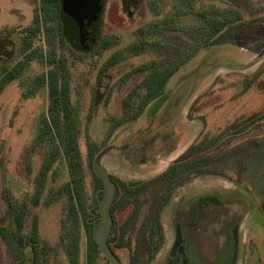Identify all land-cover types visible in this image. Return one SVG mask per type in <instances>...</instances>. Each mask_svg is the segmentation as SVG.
<instances>
[{
  "label": "rangeland",
  "instance_id": "374dc122",
  "mask_svg": "<svg viewBox=\"0 0 264 264\" xmlns=\"http://www.w3.org/2000/svg\"><path fill=\"white\" fill-rule=\"evenodd\" d=\"M43 5L0 0V78L3 67L24 66L0 92V226L10 227L11 196L28 204L25 233L36 219L41 240L36 256L31 246L0 238V264H71L76 250L79 264H111L102 252L88 260L85 223L93 215L96 162L116 185L110 249L122 264H179L173 260L178 223L189 236L188 226L201 225L205 211L219 206L226 215L214 222L229 226L228 242H208V264H264V0H102L98 23L80 41L67 30L64 0L61 32L56 22L42 19ZM36 12L41 26L32 36L27 31ZM225 14L233 16L223 33L230 43L209 45L216 37L204 42L208 22ZM30 36L32 46L24 53ZM105 38L112 44L99 50ZM136 43L137 54L129 51ZM116 54L122 61L101 75ZM181 60L163 97L134 123L120 124L140 112L145 91L125 115L123 100L143 84L145 67L156 62L158 69L171 68ZM203 69L171 133L157 141L164 156L153 157L148 149L155 142H148L147 133L160 108L181 82ZM64 81L68 90L61 89L53 109L52 89ZM52 110L58 111L54 119ZM44 121L61 149L71 128L79 133L88 201L86 213L76 207L79 223L62 191L71 180L63 154L40 202H32L52 145L49 137L38 139ZM90 144L98 150L94 172ZM192 146L194 152L187 153ZM186 246L187 257L195 250L205 254L193 243Z\"/></svg>",
  "mask_w": 264,
  "mask_h": 264
},
{
  "label": "trees",
  "instance_id": "16d2710c",
  "mask_svg": "<svg viewBox=\"0 0 264 264\" xmlns=\"http://www.w3.org/2000/svg\"><path fill=\"white\" fill-rule=\"evenodd\" d=\"M45 6L43 5V13L45 20H53L57 23L58 30L61 32V8H62V0H41ZM216 20H211L208 22V31L205 37H202L204 42H208L211 40V38L216 37L209 43V45H221L230 43V40L227 39V35H223L224 32H226V27L231 22L233 16L232 14H225L224 16H216ZM41 26V17L36 12L35 18H34V27L31 29H28V33L32 36L39 33ZM225 34V33H224ZM112 44V40L110 38H105L100 42V45L98 47L99 50H104L110 47ZM32 46V38L31 36L29 38L25 39V43L23 46V52H27ZM141 49V43H136L129 46V51H133L139 53ZM54 61V62H53ZM122 61V56L120 54H116L112 57H110L106 63L101 68L100 74H105L110 68L113 66L119 64ZM53 63H55V59H52ZM185 63V60H181L179 64L173 65V67L169 68H163L158 69V65L156 62L150 64V66L145 67L148 68L149 74L142 85H139L137 87H134L131 89V91L128 93V95L123 100V111L124 115L128 112V109L131 107V103L134 100L135 97L139 96L141 92L145 91V99L141 105L140 112L127 119L126 121L120 123H131L136 121L143 110L151 104L153 101L159 99L164 95L167 83L169 79L173 76V74L176 72V70L179 68V66L183 65ZM2 71L5 73L3 78H0V92L6 88L11 82L16 80L20 77V75L24 71V66L22 63H19L13 68H9L7 66L3 67ZM46 84V79L43 76L41 78L40 86L43 87ZM56 84V83H55ZM64 90L67 92L68 90V83L67 81H64L62 83V87L59 88L58 85H55L52 89V95L54 97L52 101V108L55 109L60 105L61 97H59L60 91ZM67 104V103H66ZM65 105V102H64ZM58 111L52 110V117L58 115ZM44 126L42 128L41 133L39 134L38 139L40 141L45 140L46 138L52 139V145L49 152V155L47 159L45 160L42 170L40 173V176L38 177V187L35 192V196L33 198V203L37 205L42 197L44 187L46 185V182L49 177V173L51 169L53 168L54 164L57 162L58 158L63 154L67 166L68 171L71 177L70 182L63 185L62 191L66 192L69 197L70 207L72 208L73 215L75 220L78 222V212L76 211V207L80 206L82 209V212L86 213L88 211V201L85 194V171H84V164L82 160V156L79 149V133L76 129H70L65 136V143L63 145V149H61L57 142L54 140L52 127L51 125L44 121ZM118 124V125H120ZM194 152V146H192L187 153ZM98 153V150L95 149L94 145H89V166L94 172V158L96 154ZM200 154V153H197ZM175 165L171 166L169 171L171 169H174ZM173 179V178H172ZM94 183H95V192L96 196L93 199L92 205H91V211L92 217L90 218L89 222L85 223L86 228V235L87 240L89 243V255L88 260L89 262H93L95 260L98 253H101L99 250L97 244L94 240V231L95 229L102 223V217L99 213V202L102 198L103 194V185L101 180L96 176L94 173ZM8 205L10 210V227H4L0 226V238L6 241L7 243H19L20 245H29L32 247L34 253L36 256H39V246L41 244L40 235H39V226H38V220H34L33 225L31 227V230L29 233H25L26 229V218L29 214V207L26 202H19L15 199H13L11 196H8ZM112 213V209H111ZM1 219V216H0ZM113 232V231H112ZM111 235L108 239V244L110 246L111 241ZM71 264H79L78 262V252L77 250L74 251L72 258H71Z\"/></svg>",
  "mask_w": 264,
  "mask_h": 264
},
{
  "label": "water",
  "instance_id": "95a60500",
  "mask_svg": "<svg viewBox=\"0 0 264 264\" xmlns=\"http://www.w3.org/2000/svg\"><path fill=\"white\" fill-rule=\"evenodd\" d=\"M101 8L102 0H64L63 15L67 30L73 34L77 41L81 40L83 32L88 34L90 28L98 23ZM204 72V69L200 70L175 88L158 112V118L161 122L164 120L171 122L178 117L186 100L190 97L194 81ZM95 174L102 182L103 194L98 205L102 223L94 231V240L103 256L111 264H122L108 244L113 229L111 209L116 197V185L111 180L107 170L98 162L95 163Z\"/></svg>",
  "mask_w": 264,
  "mask_h": 264
},
{
  "label": "flooded vegetation",
  "instance_id": "af4514ba",
  "mask_svg": "<svg viewBox=\"0 0 264 264\" xmlns=\"http://www.w3.org/2000/svg\"><path fill=\"white\" fill-rule=\"evenodd\" d=\"M162 97H160L159 99H161ZM159 99H157V100H159ZM157 100L153 101L152 103L156 102ZM148 106H150V104ZM140 116H139V118L142 117V116L141 117ZM174 121L175 120H173L171 122H167L166 120H164L161 122L160 119L158 118V116L155 117L153 124L147 133V135L151 136V138L148 142L149 143L155 142L154 145L152 146L153 148L149 147V149H148L149 153L153 157L159 158V157L164 156L163 153L165 152V148L161 144L158 145L159 143L157 141H160V139L163 140V138L166 137L164 135H169L171 133L170 130H172V128L174 126L173 125ZM134 122H132V123H134ZM156 144L158 146H155ZM160 161H161V159H159L157 162H160ZM170 166H172V165H170ZM170 166L168 168H170ZM224 210L225 209L222 206H219V207H216L214 209H211L212 212H210V213H208V210L205 211V214H204L203 220H202L203 222L201 225L194 224L192 226L191 225L188 226V232L194 233L193 235H192V233H190L188 236L186 226L184 224H181V222L178 223V226H176L177 227L176 230H177L178 235L176 237V244L174 245V251H173V257H174L173 260L176 263H179V264H186V263H188V264H208V246H209L208 242L210 244L212 242H220V246H222V247L226 246V244L228 242V231L230 230L229 226L227 227L226 224H224V222L223 223L214 222V217H216V215H221V216L226 215V212ZM187 242L190 244L193 243L194 247L196 249L204 248L205 254L199 255L198 252L195 250V251H192V254L191 255L189 254V256L187 257V255H186ZM197 256H198V258H197ZM222 258H223V256H222Z\"/></svg>",
  "mask_w": 264,
  "mask_h": 264
},
{
  "label": "crops",
  "instance_id": "0c3cea01",
  "mask_svg": "<svg viewBox=\"0 0 264 264\" xmlns=\"http://www.w3.org/2000/svg\"><path fill=\"white\" fill-rule=\"evenodd\" d=\"M189 99V98H188ZM188 99L186 100V102L188 101ZM186 102H185V104H186Z\"/></svg>",
  "mask_w": 264,
  "mask_h": 264
}]
</instances>
